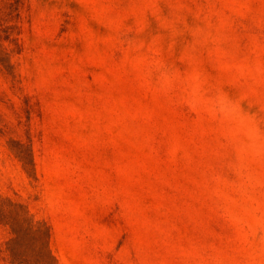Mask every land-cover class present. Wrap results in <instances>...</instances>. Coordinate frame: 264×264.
Listing matches in <instances>:
<instances>
[{
  "label": "rangeland",
  "instance_id": "1",
  "mask_svg": "<svg viewBox=\"0 0 264 264\" xmlns=\"http://www.w3.org/2000/svg\"><path fill=\"white\" fill-rule=\"evenodd\" d=\"M19 261L264 264V0H0Z\"/></svg>",
  "mask_w": 264,
  "mask_h": 264
},
{
  "label": "trees",
  "instance_id": "2",
  "mask_svg": "<svg viewBox=\"0 0 264 264\" xmlns=\"http://www.w3.org/2000/svg\"><path fill=\"white\" fill-rule=\"evenodd\" d=\"M33 234L36 236V238H37V246H38V248H39V250H44L45 248L47 249V247H46V244H45V242H44V239H45V231H42L41 230V228H37L34 232H33ZM13 257H15L14 258V260L16 259V253H13ZM18 259V258H17ZM19 264H22V261L20 262L19 261Z\"/></svg>",
  "mask_w": 264,
  "mask_h": 264
}]
</instances>
